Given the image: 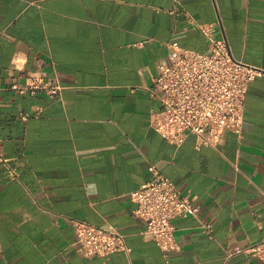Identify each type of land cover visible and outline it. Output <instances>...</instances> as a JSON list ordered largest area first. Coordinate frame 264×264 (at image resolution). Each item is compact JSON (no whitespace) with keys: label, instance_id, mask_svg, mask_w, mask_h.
I'll return each mask as SVG.
<instances>
[{"label":"crops","instance_id":"obj_1","mask_svg":"<svg viewBox=\"0 0 264 264\" xmlns=\"http://www.w3.org/2000/svg\"><path fill=\"white\" fill-rule=\"evenodd\" d=\"M199 25L260 72L242 127L197 147L153 128L149 87L169 43L209 51ZM35 77L59 94L11 88ZM0 152L18 173L0 161V264H264L247 250L264 240V0H0ZM156 172L199 205L169 252L133 214L131 192ZM73 219L120 230L129 250L77 254Z\"/></svg>","mask_w":264,"mask_h":264},{"label":"built area","instance_id":"obj_2","mask_svg":"<svg viewBox=\"0 0 264 264\" xmlns=\"http://www.w3.org/2000/svg\"><path fill=\"white\" fill-rule=\"evenodd\" d=\"M209 40V51L200 52L169 43L168 59L158 66V74L149 87L160 101L152 120L153 128L169 142L180 145L190 135L197 147L218 145L225 130H239L244 122L245 99L249 83L259 68L236 60L224 37H216L210 27L199 25ZM21 93L43 90L49 96L59 94L61 86L42 77L26 84L14 83ZM27 119L28 114H21ZM4 171L16 178L18 173L0 152ZM133 214L144 222L142 234L154 240L164 252L178 247L175 220L180 216L198 217L199 205L190 188L183 189L173 179L156 172L131 192ZM76 240L73 247L84 257H106L127 251L126 235L120 230L85 220L73 219ZM202 229L212 234L213 224L202 222ZM248 251L264 255V240L251 244Z\"/></svg>","mask_w":264,"mask_h":264}]
</instances>
